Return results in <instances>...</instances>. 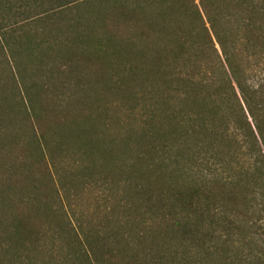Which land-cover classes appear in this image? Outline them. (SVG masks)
Wrapping results in <instances>:
<instances>
[{"label":"trees","instance_id":"1","mask_svg":"<svg viewBox=\"0 0 264 264\" xmlns=\"http://www.w3.org/2000/svg\"><path fill=\"white\" fill-rule=\"evenodd\" d=\"M9 1L2 2L0 11L10 7ZM87 1L57 0L53 16L38 19L57 32L69 28L52 38L49 29L39 38L31 30L16 34L12 28L0 37L15 62L16 56L24 57L36 70L46 71L49 62L43 58L48 54L55 65L59 61L67 68L70 59L57 57L58 46L110 55L115 36L106 28L108 22L135 18L112 13L118 8L147 13L140 14L152 37L147 57L153 58L147 66V247L121 262L93 254L97 264H264V72L255 79L244 63L245 57L259 54L264 59V0H147L146 12L145 0H96L108 13L100 19V33L90 27L92 19L77 14L64 23L55 14ZM12 36L19 47L10 44ZM205 45L219 56L211 72L199 67L196 73L173 75L163 65L161 58ZM5 90L0 82V109ZM0 122L6 126L2 133L12 136L13 120L2 116ZM64 127L67 141L83 133L86 151L105 160L96 133L69 123ZM38 141L41 151L43 145L49 152L42 133ZM21 201L38 200L26 195ZM6 228L10 242L28 245L31 234L19 216Z\"/></svg>","mask_w":264,"mask_h":264},{"label":"rangeland","instance_id":"2","mask_svg":"<svg viewBox=\"0 0 264 264\" xmlns=\"http://www.w3.org/2000/svg\"><path fill=\"white\" fill-rule=\"evenodd\" d=\"M28 2L27 6L19 0L7 2L10 7L0 11V36L12 28L16 34L31 30L39 38V33L51 30L52 38L66 29L57 32L38 20L53 16L57 0ZM143 5L146 12L147 0ZM55 14L64 23L77 14L92 19L90 27L100 33V19L108 13L90 0ZM112 14H135L128 23L107 21L115 51L108 55L88 48L81 54L58 46L57 57L70 59L67 68L59 61L55 65L48 54L43 58L49 62L46 71L36 70L24 57L16 56L15 62L6 55L0 37V82L6 89L0 118L13 120L10 137L2 133L6 126L0 122V264H90L86 251L92 264H97L93 254L121 262L147 247V66L153 59L147 52L152 37L147 21H141L140 14L147 13L140 8H118ZM127 38L133 47L126 44ZM10 44L19 47L14 36ZM161 60L173 75L196 73L199 67L211 72L219 64L213 47L206 45L188 46ZM244 63L251 77L263 75L260 54L245 57ZM66 123L96 133L105 160L86 151L83 133L80 139L67 141ZM41 133L50 153L43 145V152L40 149ZM26 195H35L38 201H21ZM13 216H19L25 233L31 234L26 237L28 245L7 237ZM16 248L19 255L13 254Z\"/></svg>","mask_w":264,"mask_h":264}]
</instances>
